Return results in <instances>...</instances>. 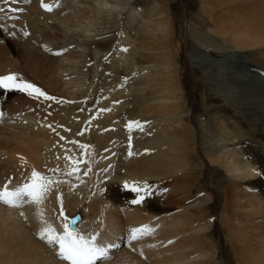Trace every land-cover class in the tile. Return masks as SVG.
Returning a JSON list of instances; mask_svg holds the SVG:
<instances>
[{
	"label": "bare ground",
	"instance_id": "bare-ground-1",
	"mask_svg": "<svg viewBox=\"0 0 264 264\" xmlns=\"http://www.w3.org/2000/svg\"><path fill=\"white\" fill-rule=\"evenodd\" d=\"M67 1L72 0H60V7L47 14L40 7V0H0V9H3L0 11L1 33L5 35V42L13 46L9 48L0 44V75L15 73L57 98L37 99L16 90L0 89V112L38 121L22 126L18 132L11 131L8 137L15 139L14 143L0 136V149L6 150L5 156L0 155V187L9 179L10 189L23 184L32 169L46 174L55 182L41 204L26 201L20 207H11L0 203V264H69L56 255L58 246L47 244L37 235L45 221L57 232H63L65 221L59 215V193L63 194V211L68 218L80 209L84 211L82 219L72 227L86 236L99 233L98 242L108 254L114 255L108 260L101 257L94 264H218L216 260L221 243L214 241L210 229L212 222L207 221L213 209H210V203L214 195L209 189L210 192L195 199L194 190L199 179L196 181L194 178L197 177L188 172L193 159L204 160L198 141L207 146L205 154L209 161L222 166L227 174L223 214L219 221L227 230L230 251L234 253L236 263L264 264V167L238 154L243 149V142L254 132L264 134V75L259 76L261 83L257 84L249 79L243 82L232 80L228 87L232 94L235 93L231 90L233 84L242 89L232 99L227 93L210 92L209 101L216 114L220 115L214 117L216 134L207 126L205 117L200 118L196 125L187 123L179 110L183 104L169 100L177 96L180 84L169 69L175 63L174 52L168 49L174 37L171 17L163 4H153L144 10L133 8L122 19L121 29L118 27L120 30L112 36L117 43L107 60L112 73L109 84L99 86V94L94 92L95 88L74 92L71 90L74 81L62 83L59 77L58 72L64 66L41 47L43 38L55 42L62 39L58 32H45L42 28L44 21L53 14L58 17L59 11L63 10L69 13L70 18L80 19L77 15L86 18L81 22L86 23L85 28H90L88 21H92V13L109 11L119 0H82L86 5L78 9L74 1L70 4ZM3 5L13 6L11 9L17 11ZM248 8L241 11L240 17H233L234 21L227 19L230 22L227 24L210 20L213 26L208 33L196 31L197 38L203 47H211L210 34L219 36L221 43L229 45L232 51L240 52L239 58L249 68L256 61L264 73V49L262 58L257 57L258 60L247 52L264 47V0H250ZM155 14H159L155 25L139 24L142 17ZM25 32L33 38L26 37ZM8 34L11 37L8 38ZM131 37H134L132 42ZM130 42L144 53L135 54L136 48L135 55L129 50L124 51ZM92 43L102 49H109L112 45L108 40H92ZM134 64L154 67L149 70L138 67L139 71ZM122 69L126 72L125 79L121 76L120 80H114L118 78L115 73ZM130 89L134 95L127 99ZM141 89L146 94L141 93ZM69 96L72 103L65 102ZM238 97V101L233 100ZM91 105L95 107L92 111L84 108ZM238 111L240 115H237ZM234 116L242 126L234 123ZM78 117L79 120H75ZM130 121H138L142 126L133 125L139 133L138 139H135L137 133L125 134V126ZM12 122L16 123L15 120ZM45 123L51 127L45 129ZM227 124L230 126L228 129ZM197 126L209 136L201 134ZM217 135L223 139H217ZM220 140L236 144V148L225 151L213 148ZM79 145L88 147L81 149ZM66 149L69 155L83 163L70 176L65 174L70 170L65 159ZM129 151L133 155L130 156ZM56 168L60 171L54 172ZM134 181L151 186L152 195L139 204L132 203L135 193L124 186L126 182L132 184ZM156 192V197H159L155 199ZM190 197L195 206L187 205ZM161 218L164 221L150 233L152 235L128 241L129 245L119 251H113L117 247H109L123 242V237L127 240L131 227H153ZM177 234L183 236L173 245L163 248L155 243L157 238L168 239ZM142 253H147V260L142 259Z\"/></svg>",
	"mask_w": 264,
	"mask_h": 264
},
{
	"label": "rangeland",
	"instance_id": "rangeland-1",
	"mask_svg": "<svg viewBox=\"0 0 264 264\" xmlns=\"http://www.w3.org/2000/svg\"><path fill=\"white\" fill-rule=\"evenodd\" d=\"M72 1H74L77 9L82 5H86V3L82 2V0ZM72 1H67V3L70 4L72 3ZM219 1L220 0H119L116 2L114 8H109V11H100L98 9V11H100L99 13H92L93 19L90 22L88 21V23L91 25L90 28L84 27L86 23L83 22H85L86 18L84 19L79 15L77 16L80 17V19L76 17L70 18V15L67 11L63 12V10H60L58 17L54 14L47 17L42 28L43 30H46L45 32H58L61 35L62 39L58 42H55L50 41V39L43 38L41 40V47L44 52H47V54L53 56L54 59H57L56 62L64 66L63 70L58 72L59 77L62 79V83L67 80H73L75 83H73L75 87L74 85H72V89L70 88L72 91L74 89V92L77 91L79 93L85 89L88 90L91 88H95L94 92L96 94H99V86H105L107 85V83L109 84V79L111 78V68L108 66L107 60L109 56L112 55L113 52L111 50L117 43V41H115L113 37L121 29L120 25L123 26L122 19L125 17V15L129 14V12L133 8L139 11L151 7V5L153 4H158L159 6L163 4L168 9L167 11L170 14L171 28L174 32L171 46L168 49L173 50L175 63L169 69L174 72L177 82L180 83L179 88L176 91L177 96H175L174 98H169V100L173 99V102L180 105L183 104V106L179 108V110H181L180 113L183 114L184 119L187 123L196 125L200 118L205 117L207 120V126L210 127L211 132L216 134L217 128L215 126L214 117H217V115L219 114H216L215 107L211 105L212 103L211 101H209V95L212 94L210 92H223L225 95L228 94L230 96L228 97L232 99V97L237 96L238 91L242 90L240 88H236L233 84L231 90H233L235 93L232 94V92H230L228 88L232 80L243 82L249 79L248 81L257 84L261 83V80H259V76H261V74L264 75V73H262L263 71L260 63L255 61V65L249 68L246 62H244L243 59L239 58L240 52L232 51V48L229 45L221 43L220 39L222 38H220L219 36L210 34L213 47H210L208 45V47H203L201 41L198 40L196 31H200L201 33H208V29L213 26L210 20H214V23L219 22L225 24L226 22L227 24L230 23L229 21H227V19L230 21L233 19L234 21L235 17H240V14H242L244 10L247 11L249 9L248 6L250 0H224V3H221V1ZM4 7L7 9H11V7L13 8V6L10 5ZM49 13L50 12H48L47 14ZM76 14L71 15L74 16ZM230 14L232 15V17H230ZM158 15L159 14H157V16L156 14L155 16L152 15L153 17L146 15L140 19L139 24H141L142 26L155 25L157 23L156 18L159 20ZM81 20L83 22H81ZM162 26L163 24L160 25V27ZM118 27H120V29ZM30 35L25 36L30 37ZM4 36L2 35L0 28V44L12 48V45L5 42ZM9 37H11V34H8V38ZM133 38L134 37H131V42L133 41ZM92 40H108L112 42V45L109 49H102L97 44L92 43ZM131 42L126 47L127 50L134 54V49L136 48L135 51H137L135 52V54L141 55L142 53H144V50H142L141 48H134L131 45ZM37 46H40V44H38ZM64 49H67V51H63ZM263 49L264 47H260V49L248 50L247 52H249L251 55H254L253 57L258 60V58H262ZM13 51H15L14 48ZM58 51L62 52V54L56 55L55 53ZM146 52L148 53L150 51L146 50ZM133 54H130L129 56L133 57ZM140 66L141 65L139 64L138 66L137 64H134V68L136 67L138 69L139 67L141 68L140 70H149L150 67H154L151 65H146L144 67ZM104 67H107L106 71ZM162 67H164V65H162ZM165 67L167 66L165 65ZM241 68L244 69L242 70ZM243 73H246V76ZM115 74H117L118 78H115L114 80H120V78L126 75V72L122 69L120 70V73L117 72ZM122 79H125V77H123ZM114 82L115 81H113V84ZM141 93L146 94V91H143L141 89ZM16 94L17 93H14L13 95ZM132 95H134V92H131L130 89L127 93V99ZM237 99H239V97L236 99L233 98V100L238 101ZM236 101H234V103ZM65 102L72 103L73 100L70 98ZM128 105L129 103L126 104V106ZM84 108L88 110H91L92 108L95 109V107H92V105L91 107L84 106ZM2 113L3 115L2 117H0V136L3 138V140H11L13 143L15 139L8 137L11 131L18 132L20 131L22 126L38 122L35 118L32 117L13 115L8 112ZM236 113L238 115L239 111ZM233 118L235 120L234 123L238 124V119L235 116ZM14 120L16 121V123L12 122ZM75 120L78 121L79 117L75 118ZM223 123H226V121H224ZM229 123H231V121ZM238 125L242 126L243 124L240 123ZM61 126H59V128H61ZM48 127L49 123H45L44 128L46 129ZM228 127L230 126H228L227 124L226 129H228ZM196 128L202 132L201 134L205 133V130H203L201 127L197 126ZM125 130L126 135L130 136L133 133H137L135 139L139 138V133L134 130L133 126L131 128L125 126ZM258 133L259 132L257 131L254 132L248 140H245L243 142V149H241L238 154L247 158L248 161H257L264 167V134H262L261 132L260 134ZM205 134L206 136H209L208 133ZM215 137L217 139H223L220 135H217ZM198 145L199 148L202 149L204 160L201 161L202 159L195 158L190 162L188 166V172L193 174V177H197L194 178L196 179V181L199 179V185H197V189L194 190V197L195 199H199V196H202L206 192H210L209 189H211V192L214 195V199L212 200L213 202L210 203V209H213L207 217V221L212 222V226L210 229H212L214 241L221 243V245L219 246L220 254L216 261L218 262V264H226V262L228 264H237L234 259V253L230 251L231 246L229 244L230 242L228 240L227 230L219 221V217L223 214V192L226 186L227 174L222 166L213 165L209 161L207 155L205 154L207 146L205 147L202 141H198ZM213 148H219L221 151H225L229 148H236V144H226L223 142V140H220L218 144L215 143ZM0 155L5 156L6 150L0 149ZM82 164L83 163L79 165ZM76 185H78V183ZM123 189L124 188H122V191ZM157 192H159V190ZM157 192L154 194L155 199L159 197H156ZM187 203L188 206L190 204L192 205L191 197L190 199H187ZM192 206H195V204H193ZM83 212V209H80L79 211H77V213L75 212L72 215L75 216L76 214H79V222L83 217ZM205 213L206 215L208 214L207 212ZM71 217H69V219H71ZM155 219L156 217H154L153 220ZM213 220H215L214 223ZM163 221L164 218H161L156 222H159V224L153 226L154 228L151 226V228L153 229L151 233H153L156 230V227H158V225H160ZM123 230H125V228H123ZM206 234L208 239H211L210 234ZM150 235L152 234H147L145 236L147 237ZM182 236L183 234H177L168 239L157 238L158 240L155 239V243H157L159 247H168V245H173ZM120 239L122 240V237H119V240ZM128 241L129 235L127 240H125L123 237V242H117V245L115 244L117 248H115V250L113 251L122 250L124 247H126V245H129L130 241ZM169 241H172V243H169ZM113 256V254H108V258L106 257L103 260H108ZM141 257L142 259H148L147 253H142Z\"/></svg>",
	"mask_w": 264,
	"mask_h": 264
},
{
	"label": "snow or ice",
	"instance_id": "snow-or-ice-1",
	"mask_svg": "<svg viewBox=\"0 0 264 264\" xmlns=\"http://www.w3.org/2000/svg\"><path fill=\"white\" fill-rule=\"evenodd\" d=\"M40 7L47 12H52L54 8L60 7V0H53V2H45V0H40ZM12 11H17V9H11ZM3 11V9H0ZM22 11V9H20ZM25 35L29 33L25 32ZM63 51H67L64 49ZM127 51V49H124ZM56 55H61L62 52L58 51ZM0 89L4 90H16L22 93H26L28 96L35 97L37 99L43 98L45 100H56L55 96L49 95L45 90L40 86L36 85L34 82H31L23 77L15 74L9 73L6 75H0ZM3 113L0 112V117ZM133 125L136 127H141L138 121H130L127 127L131 128ZM51 127V125H49ZM82 134V133H81ZM63 139V138H62ZM79 143V142H73ZM81 149H86L88 146L79 145ZM69 150H65V159L69 162V171L66 175H73L78 171V165L82 162L80 159L71 156L68 154ZM87 153L85 152L84 155ZM129 155H133L129 151ZM54 172H59L60 169H53ZM9 179L2 188H0V203L11 207H20L26 201L41 204L46 198L47 194L51 190L53 184L55 183L51 177L46 174L39 172L35 169H32L30 177L23 184L10 189ZM126 188H130L132 192L135 193V198L132 203L139 204L144 201L148 196L152 195L150 191V185L146 182L141 184L140 182H132L128 184L127 182L124 185ZM58 201H60V218L64 220L63 223V232H57L56 229L46 221L43 222V226L37 233V235L44 240L49 245L58 246V255L61 260L70 261L71 264H94V262L101 258L107 257V249L98 242L99 233L93 234L91 236H86L81 234L76 228H73L72 225L75 223L74 219H69L63 211V194L59 193L57 195ZM21 216L24 215L23 212L20 213ZM42 215V213H41ZM153 231L149 225H141L139 227H131L129 229V241L138 240L140 237L150 234ZM172 243V241H169ZM109 247H116L115 244L109 245Z\"/></svg>",
	"mask_w": 264,
	"mask_h": 264
},
{
	"label": "water",
	"instance_id": "water-1",
	"mask_svg": "<svg viewBox=\"0 0 264 264\" xmlns=\"http://www.w3.org/2000/svg\"><path fill=\"white\" fill-rule=\"evenodd\" d=\"M73 219L76 221L77 218H73Z\"/></svg>",
	"mask_w": 264,
	"mask_h": 264
}]
</instances>
